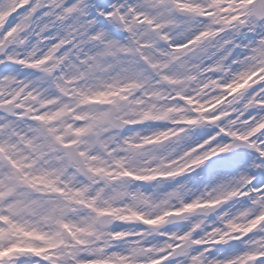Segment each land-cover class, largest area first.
I'll return each mask as SVG.
<instances>
[{
  "label": "clouds",
  "instance_id": "1",
  "mask_svg": "<svg viewBox=\"0 0 264 264\" xmlns=\"http://www.w3.org/2000/svg\"><path fill=\"white\" fill-rule=\"evenodd\" d=\"M0 264H264V0H0Z\"/></svg>",
  "mask_w": 264,
  "mask_h": 264
},
{
  "label": "snow or ice",
  "instance_id": "2",
  "mask_svg": "<svg viewBox=\"0 0 264 264\" xmlns=\"http://www.w3.org/2000/svg\"><path fill=\"white\" fill-rule=\"evenodd\" d=\"M0 255H3V253H0Z\"/></svg>",
  "mask_w": 264,
  "mask_h": 264
}]
</instances>
